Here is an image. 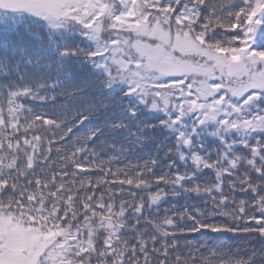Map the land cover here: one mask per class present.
I'll return each mask as SVG.
<instances>
[{
    "label": "snow or ice",
    "instance_id": "6c2138e0",
    "mask_svg": "<svg viewBox=\"0 0 264 264\" xmlns=\"http://www.w3.org/2000/svg\"><path fill=\"white\" fill-rule=\"evenodd\" d=\"M0 31V264H264V0H0Z\"/></svg>",
    "mask_w": 264,
    "mask_h": 264
},
{
    "label": "trees",
    "instance_id": "16d2710c",
    "mask_svg": "<svg viewBox=\"0 0 264 264\" xmlns=\"http://www.w3.org/2000/svg\"><path fill=\"white\" fill-rule=\"evenodd\" d=\"M5 38H7L10 42L15 41V39H16L14 34L9 33L6 36L2 31H0V41H3ZM152 151H155V149H152Z\"/></svg>",
    "mask_w": 264,
    "mask_h": 264
}]
</instances>
